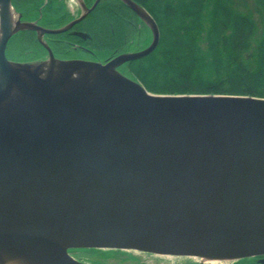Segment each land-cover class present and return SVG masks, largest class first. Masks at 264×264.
<instances>
[{"label":"water","instance_id":"water-1","mask_svg":"<svg viewBox=\"0 0 264 264\" xmlns=\"http://www.w3.org/2000/svg\"><path fill=\"white\" fill-rule=\"evenodd\" d=\"M12 1L0 0V105L18 91L26 108L0 118V245L264 256V97L156 94L122 74L120 65L149 55L160 39L154 18L133 0L122 1L153 33L143 50L106 62L60 60L50 48L43 61L10 60L18 31L34 29L42 42L100 2L64 28L45 29L23 22ZM55 62L94 67L118 92L102 104L68 97L40 74ZM41 251L51 264H73L68 251Z\"/></svg>","mask_w":264,"mask_h":264},{"label":"trees","instance_id":"trees-1","mask_svg":"<svg viewBox=\"0 0 264 264\" xmlns=\"http://www.w3.org/2000/svg\"><path fill=\"white\" fill-rule=\"evenodd\" d=\"M96 0H84L91 7ZM154 18L160 39L149 55L128 61L118 70L156 94H229L264 97V0H133ZM23 22L62 28L75 16L66 0H14ZM150 42L140 45L142 40ZM150 27L122 0H100L73 29L45 34L60 60L106 62L148 47ZM16 62L45 60L49 49L38 32L22 29L10 40ZM135 46V47H134ZM134 47V48H132ZM108 258L110 250L85 249ZM236 264H264L245 258Z\"/></svg>","mask_w":264,"mask_h":264},{"label":"bare ground","instance_id":"bare-ground-1","mask_svg":"<svg viewBox=\"0 0 264 264\" xmlns=\"http://www.w3.org/2000/svg\"><path fill=\"white\" fill-rule=\"evenodd\" d=\"M14 20H17L16 14ZM29 69L34 70V67ZM65 71L71 74L69 79L63 77ZM40 74L45 78H49V81L52 83L54 82L59 85L68 97L75 96L74 92H77L78 97H83L84 104L105 103L109 100V96L107 95L115 96L118 92L111 86L105 87L101 84L97 76V69L94 67H76L74 64L63 65L59 62L53 64L47 63L41 66ZM109 78L111 80H118V75L112 71L109 72ZM24 107L26 108L25 100L17 91L10 102L0 105V118L6 120L14 116L19 117L22 112H25ZM10 115L13 116L9 117ZM42 248L57 255H66L67 251L70 252L72 250L68 245L61 242L0 245V264H51L47 258L41 256ZM163 256L172 257V255L167 254ZM198 258L200 264H223L234 261L230 258L214 256H202ZM73 260L75 261L72 262L73 264H91L86 260Z\"/></svg>","mask_w":264,"mask_h":264},{"label":"rangeland","instance_id":"rangeland-1","mask_svg":"<svg viewBox=\"0 0 264 264\" xmlns=\"http://www.w3.org/2000/svg\"><path fill=\"white\" fill-rule=\"evenodd\" d=\"M71 6L75 12L78 14V8L82 9V0H69ZM150 42V38H145L140 45H147ZM135 47V46H134ZM132 47V48H134ZM15 46L10 45L9 54H14ZM111 255L108 256L107 261L111 264H200V260L197 257H177V256H163L150 253H143L138 251H126V250H110ZM70 255L75 258L72 252ZM73 254V255H72ZM76 259V258H75ZM237 261H230L223 264H236Z\"/></svg>","mask_w":264,"mask_h":264},{"label":"flooded vegetation","instance_id":"flooded-vegetation-1","mask_svg":"<svg viewBox=\"0 0 264 264\" xmlns=\"http://www.w3.org/2000/svg\"><path fill=\"white\" fill-rule=\"evenodd\" d=\"M14 1V0H13ZM13 1H12V4H13ZM96 2V1H95ZM66 4H67V7H68V9L70 10V12L75 16V18L72 20V21H74V20H76V19H78L82 14H83V12H84V9H85V6L87 7V8H91V7H88L86 4H85V2H84V0H82V4H83V6L84 7H82V9H79L78 8V14H75V12H74V10H73V8H72V6H71V3H70V1L69 0H66ZM99 4V3H98ZM97 4V5H98ZM14 7V6H13ZM15 9V8H14ZM90 13V12H89ZM88 13V14H89ZM87 14V15H88ZM86 15V16H87ZM85 19V18H84ZM83 19V20H84ZM83 20H81V21H83ZM71 21V22H72ZM80 21V22H81ZM71 22H69L67 25H65V26H68ZM80 22H78V23H80ZM31 23H34L35 25H37V26H39V27H42V28H45V27H43V26H40V25H38L37 23H35V22H31ZM78 23H76L72 28H70V29H68V30H71V29H73ZM64 26V27H65ZM64 27H62V28H64ZM45 29H49V28H45ZM58 29H61V28H58ZM34 30V29H33ZM45 36V35H44ZM44 36L42 37V42H41V40H40V38H39V33H38V38H39V41L41 42V43H43L47 48H49V46L47 45V43L45 42V40H44ZM9 43H10V41H9ZM8 48H9V44H8V47H7V50H8ZM53 52V51H52ZM83 60H89V59H83ZM70 252H72L73 254V256L76 258H74L75 260H77V261H84V260H86L87 262H89V263H91V264H110L108 261H107V259L109 260V258H100V257H96V256H89L88 255V252L85 250V249H72ZM251 258H262V259H264V256H260V257H250V259ZM249 259V258H248ZM111 264H113V263H111Z\"/></svg>","mask_w":264,"mask_h":264}]
</instances>
